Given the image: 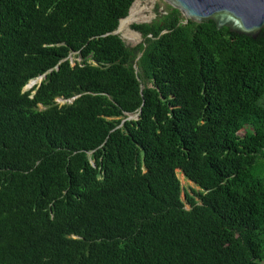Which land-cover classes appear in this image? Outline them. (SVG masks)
Returning <instances> with one entry per match:
<instances>
[{"label": "trees", "instance_id": "1", "mask_svg": "<svg viewBox=\"0 0 264 264\" xmlns=\"http://www.w3.org/2000/svg\"><path fill=\"white\" fill-rule=\"evenodd\" d=\"M136 1L0 0V264L264 263V31Z\"/></svg>", "mask_w": 264, "mask_h": 264}, {"label": "water", "instance_id": "2", "mask_svg": "<svg viewBox=\"0 0 264 264\" xmlns=\"http://www.w3.org/2000/svg\"><path fill=\"white\" fill-rule=\"evenodd\" d=\"M164 1L172 8L179 10L186 22L193 21L197 24H202L213 21L218 29L229 28L232 33L250 37L254 40L264 31V0ZM133 6L130 9L129 16ZM123 20L120 21V25ZM120 25L114 34H119ZM45 79L46 75H43L32 80L25 87V91L32 89L38 83V86H40ZM77 99L78 96L68 100V102L69 104H73ZM138 116L139 115H137V118Z\"/></svg>", "mask_w": 264, "mask_h": 264}, {"label": "rangeland", "instance_id": "3", "mask_svg": "<svg viewBox=\"0 0 264 264\" xmlns=\"http://www.w3.org/2000/svg\"><path fill=\"white\" fill-rule=\"evenodd\" d=\"M168 6L169 5L164 0H138V1H136L134 6H133V9H132V10H134V17H133L134 20L131 21L126 26V28L124 29L123 32H119V35L124 40L126 45L129 47H136V46L140 45L141 43H143V41H144L143 37L140 33L132 30L131 26L133 24H145V23L153 22L158 17L159 13H162V14L166 13ZM130 15H131V13H130ZM129 31H130V33H134L137 35V39L134 43L124 39L125 33H129ZM70 60H71L73 65H75L76 62H79V63L81 62V59L78 58L75 54H73L70 57ZM36 85H39V83ZM28 90H26V91H28ZM57 103L61 106L69 104L68 101H65L62 99L57 100ZM262 103L264 104V98L262 99ZM136 118H137L136 116L130 117V119H136ZM177 175H178V178H179V180L181 182V186H182V196H181L182 200L187 205V209H190V206L187 204L186 196L190 195L192 197H195L194 192L198 193L201 191V189L196 184H194L193 182L188 180L186 178V176L180 170L177 171ZM262 264H264V263H262Z\"/></svg>", "mask_w": 264, "mask_h": 264}, {"label": "bare ground", "instance_id": "4", "mask_svg": "<svg viewBox=\"0 0 264 264\" xmlns=\"http://www.w3.org/2000/svg\"><path fill=\"white\" fill-rule=\"evenodd\" d=\"M133 17H134V10L131 11V15H130L126 20H123V21L121 22L120 29H119L120 32H123L124 29L126 28V26H127L131 21L134 20ZM124 37H125L124 39H126V40H128V41H130V42H133V43H134V42L136 41V39H137V35L134 34V33H130V31H129V33H125ZM41 84H42V83H41Z\"/></svg>", "mask_w": 264, "mask_h": 264}]
</instances>
